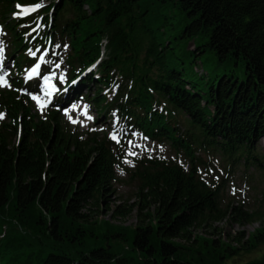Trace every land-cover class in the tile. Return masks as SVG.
<instances>
[{
	"label": "trees",
	"instance_id": "1",
	"mask_svg": "<svg viewBox=\"0 0 264 264\" xmlns=\"http://www.w3.org/2000/svg\"><path fill=\"white\" fill-rule=\"evenodd\" d=\"M44 1L0 0L12 60L0 89V264H264L235 259L264 244V226L245 240L211 237L223 219H264V198L251 211L220 198L239 159L264 171V150L255 151L264 146V0H55L24 17L16 9ZM36 48L47 52L39 78L62 53L68 82L98 61L82 83L99 118L116 116L119 142L77 133L53 110L32 112L22 91L34 83L20 75ZM197 62L204 74L193 72ZM133 132L171 155L133 160L127 182L139 203L125 227L98 217L133 210L108 208ZM199 154L219 155L223 174L203 179L212 158Z\"/></svg>",
	"mask_w": 264,
	"mask_h": 264
},
{
	"label": "rangeland",
	"instance_id": "2",
	"mask_svg": "<svg viewBox=\"0 0 264 264\" xmlns=\"http://www.w3.org/2000/svg\"><path fill=\"white\" fill-rule=\"evenodd\" d=\"M47 1L53 3L55 0ZM168 33L169 32H166L165 36H163V40L167 41L166 37L168 36ZM192 47L193 43L187 42L184 49H192ZM0 48L3 49L2 55H0V76H2L6 81L5 86H0V89H2L9 87L7 77L10 75L12 69V60L9 59V50L7 47L3 46L1 42ZM31 53L29 54L31 58L38 53H42V55L45 54L46 56L45 49H37ZM60 58L61 60L58 59L57 61L59 63L53 65L51 68L47 78L42 80L43 83L37 84L36 93L28 96L32 112L40 115L46 110H53L57 113L62 121L67 122L71 129L75 128L77 133L83 134L85 131H102L108 135L115 133L117 138L120 137L121 133L119 132L116 119L112 117L109 121H106L102 118H99L97 112L93 109L92 103L89 100L92 95V89L85 87H91V84L84 86V83H82L83 79H85L86 75L89 73L74 78L70 82L67 81L66 86L59 90V87L63 86L65 81L64 72L66 69L62 66L63 53L61 54ZM200 61L203 62V57ZM203 68L205 69L206 67L203 65ZM26 70L20 76V79H22L25 83L27 81ZM193 72L196 74H204L200 63H195ZM93 77L94 76H92V78ZM75 83H78V85L74 86L73 88L77 89V91H72L70 85ZM185 87L187 88V86ZM66 97H70V99H67L65 104L57 106V104ZM85 110L87 112V116L91 117V119H88L82 114L85 112ZM73 120L77 122L73 123ZM166 149V145L159 146L141 138L137 134L131 135V137L126 141L120 166L115 169L114 176L116 181L111 184V189L113 191L108 195V208L111 210L117 205H133V210L131 213L123 217H108L109 212L106 214H100L98 219L101 218V220H108L111 224L125 227H133L136 224L135 210L138 207L139 202L135 195V183L127 182L128 171L133 169L134 159L143 156L169 157L171 153H168ZM263 150L264 146L262 141H258L255 144L256 155L261 157L263 155ZM130 152L134 153V155H130ZM199 155L201 158L207 161L209 158H212L208 161L210 165L209 167L212 169V174L207 177V174L205 175L202 173L203 179L206 181H214L221 175V173L223 174L222 167H224L225 163L222 162L219 155L213 154L209 158H206L204 154ZM185 163H183V165H185ZM224 181L223 189L220 192L222 206L228 203L230 209L238 207L239 204H242L243 210L251 211L257 209V207L261 205V201L264 198L263 170L257 169L254 165L243 167V159H239L236 167L231 169L230 174L225 177ZM212 226L216 227L217 233L211 237H218L221 242L225 243L229 241L231 237L240 232L243 233V240H245L249 234H252L253 231L259 229L261 226H264V219L262 221H255L242 226L229 224L227 219H223L220 222L214 223ZM195 233L199 234L201 231L196 230ZM231 246L237 248V246L234 244H231ZM262 256H264V244L257 246L253 251L250 252L239 251L236 258H234L237 262H247L248 260L260 259Z\"/></svg>",
	"mask_w": 264,
	"mask_h": 264
},
{
	"label": "snow or ice",
	"instance_id": "3",
	"mask_svg": "<svg viewBox=\"0 0 264 264\" xmlns=\"http://www.w3.org/2000/svg\"><path fill=\"white\" fill-rule=\"evenodd\" d=\"M17 7L20 8L21 6L18 5ZM38 7H39V6L31 7V8H28V7L21 8V14H23V15L30 14L32 11H36ZM2 52H3V49L0 48V55H2ZM33 55H34V53H33ZM57 67H58V65H57ZM38 68H39V65H37V67L34 68V69L32 70V73H30V76H31V75H34V74L37 72ZM5 85H6V81L4 80V78H3L2 76H0V86H5ZM82 114L85 115L88 119H91V117H88V116H87V112H86V110H85V112L82 113ZM0 118H3L2 115H0ZM72 122H73V123H76L77 121L73 120ZM111 138H112L113 140H117V136H116V134L113 133L112 136H111ZM117 142H119V141L117 140ZM129 154H130V155H134V153H131V152H130Z\"/></svg>",
	"mask_w": 264,
	"mask_h": 264
}]
</instances>
